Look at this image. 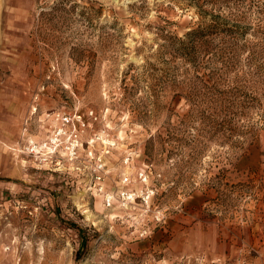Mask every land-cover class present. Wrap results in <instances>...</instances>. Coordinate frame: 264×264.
Masks as SVG:
<instances>
[{"label":"rangeland","instance_id":"374dc122","mask_svg":"<svg viewBox=\"0 0 264 264\" xmlns=\"http://www.w3.org/2000/svg\"><path fill=\"white\" fill-rule=\"evenodd\" d=\"M13 1V49L0 57V264H264V0ZM202 24L222 32L213 62L171 61L164 37ZM186 95L236 100L241 144H222ZM89 110L98 121L84 141L109 150L104 190L116 195L127 174L131 203L107 208L89 190L86 157L61 178L20 153L54 113Z\"/></svg>","mask_w":264,"mask_h":264},{"label":"built area","instance_id":"2783aa9c","mask_svg":"<svg viewBox=\"0 0 264 264\" xmlns=\"http://www.w3.org/2000/svg\"><path fill=\"white\" fill-rule=\"evenodd\" d=\"M97 121L98 116L92 110L72 114L54 113L46 136L41 140L26 138L20 153L28 157L37 167L61 178H68L72 173L79 174L83 159L86 157L94 164L93 181L89 190L94 194L101 195L107 208L112 207L115 199L122 203H131L136 194L128 188L132 182L127 174L122 175L121 185L116 195L104 190L103 183L106 175L104 157L109 154V150L103 149L97 156L93 152V143L96 139L85 142L83 138L84 133ZM85 144L87 149L84 148ZM131 159L130 156L126 157L125 165H128L132 161ZM137 179L146 185L148 176L144 170H140ZM146 196H148L147 192Z\"/></svg>","mask_w":264,"mask_h":264},{"label":"trees","instance_id":"16d2710c","mask_svg":"<svg viewBox=\"0 0 264 264\" xmlns=\"http://www.w3.org/2000/svg\"><path fill=\"white\" fill-rule=\"evenodd\" d=\"M222 34L219 29L214 26V24H202L196 29L191 30L182 38H177L175 36H165L164 40L169 43L167 48L169 58L171 61H180L181 63L188 64L192 66V71L196 70L200 61L206 60V63L213 62L215 55V49L211 47L210 41L216 36ZM187 73V72H186ZM193 73V72H192ZM196 78L197 74H194ZM210 98L203 96L200 99H194L190 95H186L187 101L190 103L191 108L195 112H199L202 108L205 111L201 113V116L205 119L206 125L209 126L211 131H216L215 133L221 136L223 140L222 144H227L232 146L231 149L235 148V144H241V142L233 143V139L239 132L236 124L234 126L235 120L232 118L235 113L231 110L236 107L237 101L231 98H224L223 96L210 95ZM220 122V124H219ZM74 228L78 229L77 226ZM80 234V244L81 247H85L88 242V238L84 231L79 230Z\"/></svg>","mask_w":264,"mask_h":264},{"label":"bare ground","instance_id":"6f19581e","mask_svg":"<svg viewBox=\"0 0 264 264\" xmlns=\"http://www.w3.org/2000/svg\"><path fill=\"white\" fill-rule=\"evenodd\" d=\"M13 0H0V57H1V51L3 49H13V41L10 38V34H13L12 30L7 31V27H13V24L11 25V22L7 20V17L9 14L7 13V10L10 9L11 5H13ZM4 15H7L4 16ZM8 33V34H7Z\"/></svg>","mask_w":264,"mask_h":264},{"label":"crops","instance_id":"0c3cea01","mask_svg":"<svg viewBox=\"0 0 264 264\" xmlns=\"http://www.w3.org/2000/svg\"><path fill=\"white\" fill-rule=\"evenodd\" d=\"M15 10L12 8V6L10 7V9L9 10H7V14H11L12 16H8L7 17V20H9L10 22H11V25L14 23V22H17V20H18V18H19V14H16V15H13ZM18 13H19V11H17ZM13 19H14V21H13ZM16 26L17 25H15V26H13V27H7V31L9 32V30H12L15 34H10V37H12V35H16ZM8 34V33H7ZM48 126H51L50 125V123L48 124ZM44 127V133H42L43 134V137H45L46 135V133H47V131H48V129H49V127Z\"/></svg>","mask_w":264,"mask_h":264}]
</instances>
